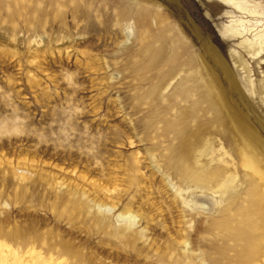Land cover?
I'll use <instances>...</instances> for the list:
<instances>
[{
  "label": "rangeland",
  "instance_id": "374dc122",
  "mask_svg": "<svg viewBox=\"0 0 264 264\" xmlns=\"http://www.w3.org/2000/svg\"><path fill=\"white\" fill-rule=\"evenodd\" d=\"M215 57L264 172V0H0V264H264Z\"/></svg>",
  "mask_w": 264,
  "mask_h": 264
},
{
  "label": "bare ground",
  "instance_id": "6f19581e",
  "mask_svg": "<svg viewBox=\"0 0 264 264\" xmlns=\"http://www.w3.org/2000/svg\"><path fill=\"white\" fill-rule=\"evenodd\" d=\"M166 1H172V0H166ZM234 2V0H232ZM237 5V3H234ZM238 10H241L240 7L237 6ZM255 13L250 11L248 12V16H252L254 17ZM217 64L222 68V70L226 73V79H227V83H228V91H224L222 92V105L219 104L218 107L222 110H229L228 112V117H229V121L231 122V125H233L234 129L238 134H240L241 140L242 142L245 144V146L250 149L251 153L249 154H245V157L247 159L246 165L245 167L249 170L254 171L259 177H261V179H264V172L263 170H261V168H259V166L256 165L255 161H254V157H255V150L252 146V144L249 142V139H255L256 133L254 131V129L251 127V125L248 122V118L246 115H244V113L239 109L238 105L236 104V102H234V99L231 100V98L233 97H237V99H243V94L241 93L240 89H239V85L236 82L235 76L232 74L231 70L227 67L226 63L220 59L219 57H215ZM166 86L165 85H160L158 87L159 91H163L165 90ZM222 88V87H221ZM233 92V93H232ZM232 96H231V95ZM187 116H189V114L187 113L186 115H182L179 118L177 117L176 120H183L184 118H187ZM177 120V121H178ZM236 123V126L234 125ZM183 128V127H182ZM184 129L190 133V139L195 138V136L203 133L205 131L206 128H204V126H200L197 129H193L190 126H186L184 127ZM192 147V145L190 143H185L183 146V159L186 162L188 160V155L190 156V152H188V150ZM216 153L215 150V142L213 141H208L205 145V147L199 152V159H202L203 157H207L209 159H211V161H213L214 155ZM233 179L234 176L231 175L229 177V179H227L223 186L220 189H225V188H229L230 183H233ZM235 181V180H234ZM212 186H215L214 184ZM172 188L175 190V193L177 195L178 199H181L182 201V205L184 208H191V204L190 203H194L192 205V207H194V210H203V207L201 205H199L198 201H192V200H188V198L185 197V194L183 192V190L176 188L175 186H172ZM213 202V201H212ZM214 205V204H213ZM215 205H217V202H215ZM214 205V206H215ZM190 207V208H189ZM101 208L99 207V210ZM192 209V208H191ZM211 210V209H210ZM204 211V210H203ZM111 210H108L107 213H110ZM117 220L119 222H124L125 224H127V228L131 229L135 226H137V220L134 216H132L131 214L129 216L126 215H119ZM237 217H234L231 223V227H233V225L237 224L238 222ZM229 225V224H227ZM227 225H224V227H227ZM221 227V226H220ZM223 227H221L222 229ZM131 236H133L131 234ZM125 239H130L129 237H124Z\"/></svg>",
  "mask_w": 264,
  "mask_h": 264
}]
</instances>
